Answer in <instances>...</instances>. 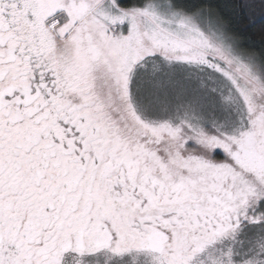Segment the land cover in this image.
I'll return each mask as SVG.
<instances>
[{"label": "snow or ice", "instance_id": "snow-or-ice-1", "mask_svg": "<svg viewBox=\"0 0 264 264\" xmlns=\"http://www.w3.org/2000/svg\"><path fill=\"white\" fill-rule=\"evenodd\" d=\"M0 264H264V0H0Z\"/></svg>", "mask_w": 264, "mask_h": 264}]
</instances>
